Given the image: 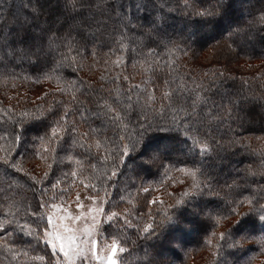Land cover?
<instances>
[{
    "label": "snow or ice",
    "instance_id": "1",
    "mask_svg": "<svg viewBox=\"0 0 264 264\" xmlns=\"http://www.w3.org/2000/svg\"><path fill=\"white\" fill-rule=\"evenodd\" d=\"M234 2L19 0L17 4V0H0V68L11 78L15 67L28 64L36 82L43 78L64 84L38 98L44 99V108L17 112V97L16 105L0 109L4 125L0 141L7 145L0 147V167L6 176L22 173L20 179L34 201L27 202L19 193V180H6L0 186V253L8 264H27L25 258L41 245L43 264H124L118 253L130 255L135 248L128 245L136 244L129 231L137 239L154 242L142 248L138 264H173L155 242L180 222L181 209H191L211 222L205 242L214 250L215 264H250L253 246L264 254V150L254 149L249 138L232 128H243L237 111L249 105L247 112L259 116L264 131V91H246L247 82L242 79L239 88L227 85L225 79H213L206 87L193 81V87L180 82L175 89L170 86L174 80L164 79L168 90L157 99L152 78L157 73L170 76L175 61L169 57L196 56L194 46L201 26L215 31L226 21L219 29L222 39L212 37L210 47L222 44L227 55L246 53L258 39L264 43V0H243L247 5L243 21L234 14L228 19ZM167 14L181 16L185 31L170 32ZM105 48L116 56L111 62L114 68H127L131 59L133 67L137 62L147 65L152 76L143 87L131 84L127 75L114 76L112 84L120 79L130 84L123 97L119 89L104 88V75L98 84L72 79L88 56L100 62L96 57ZM213 76L223 78L224 74L216 71ZM136 93H142L143 99ZM47 97L53 98L51 103ZM89 114L95 126L88 124ZM81 124H88V131L80 132ZM221 126L228 129L227 137L220 134ZM29 128L36 132L30 138L26 135ZM38 145L52 160L42 177L25 171L20 163V159L40 155ZM60 153H71L67 171L61 167L65 158ZM242 154L258 157L260 164L225 173L222 165L228 157ZM93 160L100 163L99 168ZM137 160L140 164L134 166ZM53 164L61 168L55 182L51 179ZM173 171L190 180L180 196L169 192L161 180L162 195L170 202L153 196L143 205L146 211L122 207L132 204L123 194L129 188L137 194L159 191L144 186L143 174L162 172L183 187L185 181L169 176ZM62 183L68 188L51 195ZM76 187H83L87 194L82 197L77 191L69 202ZM222 221L227 223L220 231ZM18 233L29 240L18 238Z\"/></svg>",
    "mask_w": 264,
    "mask_h": 264
},
{
    "label": "trees",
    "instance_id": "2",
    "mask_svg": "<svg viewBox=\"0 0 264 264\" xmlns=\"http://www.w3.org/2000/svg\"><path fill=\"white\" fill-rule=\"evenodd\" d=\"M236 1L237 0H235V2ZM18 3L19 0H17V4ZM167 15L168 22L172 20L176 24L179 23L185 25L184 20L181 16L176 14ZM246 18L247 16L245 17V19ZM176 24L173 29L169 30L170 32H182L181 29L176 26ZM198 29L209 30L208 28H205L203 26L199 27ZM212 37H215L217 40L222 39L220 35L200 37L197 44L194 46L196 56H192L190 53L187 56L180 55L178 59L176 57H169L170 60L175 61V66L169 69L170 76H166L164 73H157L155 76H152L151 73H148L146 71L147 65H144L142 67L141 64L137 62L136 66L133 67L131 59H129L128 61L127 68L116 69L111 63L116 59V56L109 54L107 48H105L102 49L100 51V54L96 57V61L100 62H95L91 56H88L83 61L82 70L78 71L72 77V79L80 78L86 82L98 84L100 76L104 75L107 77V82L104 83V88L112 89L113 91L119 89L121 97H123L124 90L127 89L130 84L123 79L117 81L116 84H112L111 80L116 75H120L121 77L127 75L131 78V84H140L142 87L145 85V82L149 79V77L152 76V78L156 80L155 87L157 89V99H159L162 92L168 90L169 86L163 84L164 79L175 81L170 85L172 89H175L177 83L180 82L187 83L189 87H193V81L196 84L203 83L206 87L208 82L213 79H216L218 82L220 79H225L227 85H231L233 86V88H239L241 86L242 79L243 81L247 82L246 84H244V88L246 91L248 89H251V91L256 94L264 91V58H260L262 56L261 53L264 52V49H254L255 45L258 44L259 39L254 44V46L250 47L251 49H248L246 53H241L238 57L233 55L235 60V67H233L222 58L220 60L214 59V61H211V59H209V61L207 62V58H205L207 53L209 54L208 57L213 55V48L210 47V45L214 43V41L211 39ZM217 47L223 48L220 45H218ZM117 55L120 54L118 53ZM129 56H131L130 53ZM103 60H108L109 63L105 65L102 62ZM260 66H262V70L259 71ZM257 70L259 72H257ZM14 71L15 76L9 78L5 69L0 68V109H7L8 107L16 105L17 97L20 100V105L16 108L17 112H19L20 108H28L30 110H34L36 106L44 108L47 106L44 102V99L38 98L43 97L44 93L46 92H52L57 88L64 87V84L62 82L58 84L54 79L45 80L41 78L39 82H36L32 68L28 64H24L21 67H15ZM216 71L223 72V78L219 76L214 77L213 73ZM177 77L179 78L178 80L176 79ZM188 77H191V80H189ZM147 87L151 89L153 85L151 83H148ZM136 94L141 95V98L143 99L142 93ZM46 99L49 103H51L53 98L47 97ZM88 106L92 107L93 105L88 104ZM244 107L245 111H237V114L243 118V128H240L237 125H232V128L234 132L239 133L242 137L249 138L254 149L264 150V139H255L257 137H264V131H261L260 118L258 115L253 117L247 112V108L249 107V105H245ZM149 118H152L151 114H149ZM76 119L79 120V117L77 116ZM88 124H93V126H95L91 114H89ZM88 124H81L79 126V131H88ZM3 127L4 125L2 121V113H0V129H2ZM220 134L227 137V135H229L230 133L228 132L227 128L221 126ZM26 135L29 138L31 136H35V129L29 128ZM159 135L163 136L166 134L161 133ZM6 146L7 145L4 143V141H0V147ZM52 146L53 145H47V147ZM37 151L40 153V155L30 156L26 160L20 159V163L23 165L25 171L33 175H37L38 177H42L43 172L47 170L46 165L48 163H52V160L49 156V153L45 151L44 147L38 145ZM101 151H103V149H101ZM70 154L71 153H60V155L64 156L65 158V164L61 166L63 171L68 170L67 155ZM0 155H3V152H0ZM40 156H44L46 159L42 160ZM241 160L243 161V163H241ZM225 162L230 163L232 168L229 171L232 172H234L236 168H242L245 165L251 164L253 165V167H256L260 164V160L258 157L246 156L245 154L239 156H229ZM93 164H95L97 168L100 167V163H97L95 160H93ZM139 164V160L134 162V166ZM72 167H75V165H73ZM152 172L155 173L156 169H152ZM52 173L53 175L51 176V179L53 180V182H55V180L61 176V168H57L56 165L53 164ZM22 175V173H17L15 175L9 173V175L6 176L5 169L0 167V186H3V182L6 180H19V193L24 198H26L27 202L34 203L31 192L27 190L28 185L20 179ZM169 176H175L177 181H182L181 173L173 171L169 174ZM225 178L227 177L225 176ZM161 180H164L165 184L168 185L167 190L174 193V195L177 197L180 196L181 192L184 191V189L188 187V184L190 183H185L182 187L180 183H172L170 180L166 179L162 172L159 175L143 174L144 186L149 187L151 190L159 189V191H151L149 194H145L143 192L137 194L135 188H129L128 191L123 192V194L125 195L126 199H131L132 204L122 205V207H131L133 209H139L140 211H146V209L143 208V205L146 204L147 200L151 199L153 196L165 199L166 203L170 202L168 201L167 197L162 195L164 189L160 185ZM139 183L140 182L138 181V184ZM60 188L67 189L68 185L64 183L60 184L56 190H53L51 192V195H55ZM81 189H83V187H76L75 189H73L68 199L70 200L72 197H74L75 193L77 191L79 192ZM129 193L131 194V196H129ZM2 199L3 196L0 195V201H2ZM152 207L155 209L156 206ZM181 213L182 215L180 216V222L169 227V229L165 233L164 239L159 242H155L157 244V248L160 251L164 252V256L167 259L171 260L173 264H215L216 257L214 256V250L211 249L205 242V237L207 235L206 230L211 222L206 221L202 216L193 214L191 209H181ZM189 218L195 220L196 225H189ZM140 222L143 223L144 220L142 219ZM225 223H227V221L221 222V227L219 228L220 231H223V224ZM187 232L195 233L194 236L192 235L193 237L191 236L190 241L183 240L188 236ZM128 235L131 236L132 240L136 241L135 246L129 244L128 247L129 249H133L134 247L135 250L132 251L130 255L121 253L120 259L124 261V264H138V257L143 255L142 248H150V246L154 242L137 239V236L132 231H129ZM17 237L21 238L23 241L29 240V237H21L19 233L17 234ZM169 240H172V243H169ZM177 245H179V247H177ZM42 248L43 245L29 253V256L25 258L27 264H43V261L39 259L40 256L44 255V252L41 251ZM254 249L255 247L253 246V253H255ZM253 253H249V256L251 255L254 256L253 258H255L257 255L255 256L253 255ZM229 259H231V257H229ZM254 261L251 259L250 264H256ZM263 263L264 262L258 264ZM0 264H8V261L4 259L3 253H0Z\"/></svg>",
    "mask_w": 264,
    "mask_h": 264
},
{
    "label": "rangeland",
    "instance_id": "3",
    "mask_svg": "<svg viewBox=\"0 0 264 264\" xmlns=\"http://www.w3.org/2000/svg\"><path fill=\"white\" fill-rule=\"evenodd\" d=\"M247 8V5L246 4H244L243 3V0H237L235 3H234V5H233V10H232V13L230 12L229 13V16H228V19L230 20L232 17H233V14L235 15V16H237V17H239L240 19H241V21H243L244 19H245V17L247 16L246 15V11H245V9ZM226 22V21H225ZM225 22H223L222 21V23L217 27V29L215 30V31H213V30H211V29H209V30H207V29H205V30H203V29H198V31H199V33H200V37H204V36H214V35H219V29L220 28H223V27H225L226 26V23ZM175 24L176 23H174V21H169L168 22V25H167V27H168V30H170V29H173L174 28V26H175ZM176 26L179 28V29H181V31H185V27H186V25H183V24H179V23H177L176 24ZM259 41V40H258ZM257 42V41H256ZM255 42V43H256ZM254 43V44H255ZM254 44L253 45H251L250 47H252V46H254ZM220 46H222V45H220ZM249 47V49H251ZM223 48H220V47H216L215 49H213V55H211L210 57H208V53H207V55L205 56V58H207V62L209 61V59H211V61L213 60L214 61V59H216V60H220L221 58L224 60V61H227L228 63H229V65H232L233 67H235V60H234V56L233 55H227L226 54V51L225 50H222ZM254 49H257V50H263L264 49V43H261L260 41L258 42V44L257 45H255V48ZM262 54V56L260 57V58H264V52H262L261 53ZM204 58V57H203ZM204 58V59H205ZM240 62V61H239ZM242 63V62H241ZM241 65V64H240ZM236 67H238V66H236ZM260 70H262V66H260V68H259V71ZM258 70H257V72H259ZM222 168H223V171L225 172V173H227V172H229V170L232 168L231 167V165H230V163H228V162H224V164L222 165ZM181 177H182V181H185V183H189L190 182V180L188 179V178H186L184 175H182L181 174ZM79 193L81 194V196L83 197L84 195H86L87 193H86V190L83 188V189H81L80 191H79ZM75 199V196L74 197H72L70 200H69V202H71V201H73ZM85 203L87 204L88 203V201H85ZM73 208H74V205H73ZM188 222H189V225H191V226H194V225H196V223H195V220H193L192 218H189L188 219ZM189 232V231H188ZM187 232V233H188ZM188 236L187 237H185V239H183L184 241H190L191 240V236L193 235H195V233H188L187 234ZM192 236V237H193ZM187 238V239H186ZM182 240V241H183ZM255 250V258H252V260L254 261L255 259V263L256 264H258V263H262V262H264V254H259V252H258V249L257 248H255L254 249ZM179 251V250H178ZM163 254H165L164 252H163ZM120 255H121V253H118V258H120ZM251 256V255H250ZM254 257V256H253ZM245 259H247V257L245 258ZM264 264V263H263Z\"/></svg>",
    "mask_w": 264,
    "mask_h": 264
}]
</instances>
